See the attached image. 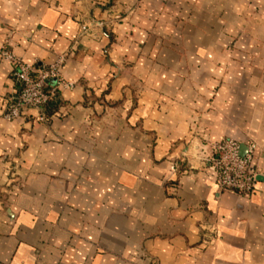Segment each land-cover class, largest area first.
I'll use <instances>...</instances> for the list:
<instances>
[{"label":"crops","instance_id":"0c3cea01","mask_svg":"<svg viewBox=\"0 0 264 264\" xmlns=\"http://www.w3.org/2000/svg\"><path fill=\"white\" fill-rule=\"evenodd\" d=\"M4 49L66 56L46 123L5 119ZM224 139L255 194L206 168ZM0 264H264V0H0Z\"/></svg>","mask_w":264,"mask_h":264},{"label":"built area","instance_id":"2783aa9c","mask_svg":"<svg viewBox=\"0 0 264 264\" xmlns=\"http://www.w3.org/2000/svg\"><path fill=\"white\" fill-rule=\"evenodd\" d=\"M119 20L117 18L115 22ZM82 30L86 32L87 28L83 27ZM1 54L13 67L12 78L16 86L14 97L8 101L5 119L19 120L34 111L37 113L36 121L46 123V106L56 97L62 86L70 87L62 78L66 56H61L51 65L40 66L25 63L8 49H4ZM242 146L237 141L224 139L208 143L202 153L206 168L214 173L220 191L251 196L257 191L258 174L254 157L258 146L253 141L246 143L244 156L241 155ZM173 168L178 171L179 163H175Z\"/></svg>","mask_w":264,"mask_h":264},{"label":"trees","instance_id":"16d2710c","mask_svg":"<svg viewBox=\"0 0 264 264\" xmlns=\"http://www.w3.org/2000/svg\"><path fill=\"white\" fill-rule=\"evenodd\" d=\"M58 95H56V97L46 106V109H45V113L48 111L49 107L53 104V102L58 98Z\"/></svg>","mask_w":264,"mask_h":264},{"label":"water","instance_id":"95a60500","mask_svg":"<svg viewBox=\"0 0 264 264\" xmlns=\"http://www.w3.org/2000/svg\"><path fill=\"white\" fill-rule=\"evenodd\" d=\"M246 153V147L243 145L241 148V155L244 156Z\"/></svg>","mask_w":264,"mask_h":264}]
</instances>
